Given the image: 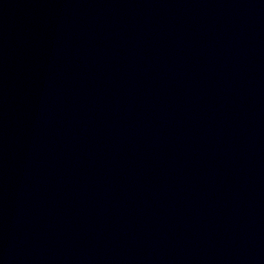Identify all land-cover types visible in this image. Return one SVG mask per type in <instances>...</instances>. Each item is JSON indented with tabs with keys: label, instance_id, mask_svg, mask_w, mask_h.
Returning a JSON list of instances; mask_svg holds the SVG:
<instances>
[{
	"label": "water",
	"instance_id": "obj_1",
	"mask_svg": "<svg viewBox=\"0 0 264 264\" xmlns=\"http://www.w3.org/2000/svg\"><path fill=\"white\" fill-rule=\"evenodd\" d=\"M144 0H0V211L86 72Z\"/></svg>",
	"mask_w": 264,
	"mask_h": 264
}]
</instances>
